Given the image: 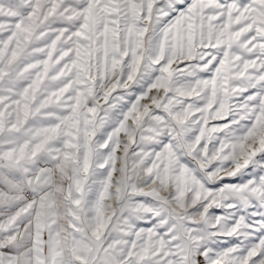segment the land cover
<instances>
[{
    "label": "snow or ice",
    "instance_id": "snow-or-ice-1",
    "mask_svg": "<svg viewBox=\"0 0 264 264\" xmlns=\"http://www.w3.org/2000/svg\"><path fill=\"white\" fill-rule=\"evenodd\" d=\"M0 264H264V0H0Z\"/></svg>",
    "mask_w": 264,
    "mask_h": 264
}]
</instances>
